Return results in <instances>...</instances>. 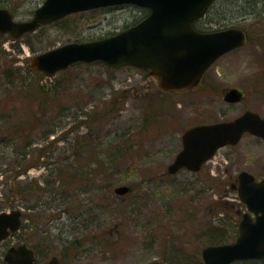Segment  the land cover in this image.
Instances as JSON below:
<instances>
[{
  "label": "rangeland",
  "instance_id": "374dc122",
  "mask_svg": "<svg viewBox=\"0 0 264 264\" xmlns=\"http://www.w3.org/2000/svg\"><path fill=\"white\" fill-rule=\"evenodd\" d=\"M43 1L13 0L10 9L24 21ZM252 5L260 10L264 1L217 0L197 23L241 26L248 42L185 92L163 91L149 70L134 66L79 64L52 77L31 67L38 53L134 24L144 14L135 5L72 13L20 39L0 36V211L23 212L20 229L0 240V264L8 247L22 243L35 250L34 264L53 255L61 264H201L214 232L223 231L226 243L237 238L248 210L238 174L264 177V139L245 134L200 172L170 174L167 166L187 128L246 109L264 115V14L251 13ZM38 84L49 88L41 112L31 95ZM233 87L244 99L225 100ZM123 184L133 191L117 195Z\"/></svg>",
  "mask_w": 264,
  "mask_h": 264
},
{
  "label": "water",
  "instance_id": "95a60500",
  "mask_svg": "<svg viewBox=\"0 0 264 264\" xmlns=\"http://www.w3.org/2000/svg\"><path fill=\"white\" fill-rule=\"evenodd\" d=\"M215 0H44L32 16L19 21L7 7H0V32L14 39L35 32L69 14L99 7L135 4L150 9L138 23L109 36L87 41H74L38 53L31 58V67L46 76L79 64H103L112 68L135 66L150 70L161 89L185 91L196 86L204 72L224 54L243 47L247 37L243 28L201 32L193 24L204 15ZM224 98L228 102L243 99V92L234 87ZM264 139V115L247 109L229 120L203 123L182 134V148L168 165L169 173L186 168L199 171L223 146L235 145L245 133ZM238 195L247 211L239 222V233L233 242L203 247L204 264H232L245 259H264V177L257 180L247 170L238 174ZM117 195H125L132 187H115ZM20 209L0 212V240L17 231L22 223ZM4 259L9 264H33L35 251L26 243L12 245ZM49 264H60L54 255ZM148 264H165L160 260Z\"/></svg>",
  "mask_w": 264,
  "mask_h": 264
},
{
  "label": "trees",
  "instance_id": "16d2710c",
  "mask_svg": "<svg viewBox=\"0 0 264 264\" xmlns=\"http://www.w3.org/2000/svg\"><path fill=\"white\" fill-rule=\"evenodd\" d=\"M262 1H264V0H262ZM216 2H217V0L210 6V8L207 10V12L205 13V15L201 18V19H206V16L208 15V14H211L212 13V10H213V8H214V5L216 4ZM0 6H2V7H8V8H11V7H14L13 6V0H0ZM255 6H251L248 10L251 12V13H253L254 15H261V14H264V8H262V9H260V10H257L256 8H254ZM142 8V7H141ZM142 10L144 11V14H143V16L139 19V20H141L142 18H144L147 14H148V12H149V10L147 9V8H142ZM234 13H235V11H234ZM201 19H199L198 21H197V23L201 20ZM139 20H137L136 22H138ZM207 21V20H206ZM135 22V23H136ZM218 26V25H217ZM212 28L213 27H216V26H211ZM219 28V27H218ZM0 36H2L3 37V39H4V35L3 34H1L0 33ZM33 51L35 52L36 50L35 49H33ZM64 71V70H63ZM208 78V73L203 77V79H202V81H201V86L206 82V79ZM37 90H36V88H35V90H33V92L31 93V95H33V96H35V102H37V105H38V109H37V111L38 112H41V110L43 111H45V107L47 106V103H48V98L47 97H45L44 95H43V93L45 94V91H46V89H48L49 90V88L46 86V85H44V84H38L37 86ZM46 95V94H45ZM43 114H45V112L43 113ZM53 131H50V132H48V134L49 133H52ZM47 134V135H48ZM27 143H29V142H27ZM88 143V142H87ZM30 144H31V142H30ZM84 146V145H83ZM82 149V151L84 152V150H83V148H82V144L81 145H79V150H81ZM87 151H90L89 149H86V152ZM110 177H112V174L111 175H109ZM15 192H17L16 190H15ZM26 189H22V188H20V194H23V195H26ZM210 236H212V240L210 241V243L209 244H220V243H224V242H226L225 241V234L223 233V231H220V232H214V234H212V235H210ZM243 261H245L246 263H251V264H264V260H257V259H246V260H243ZM3 264H8L7 262H5V261H3ZM201 264H204V263H201Z\"/></svg>",
  "mask_w": 264,
  "mask_h": 264
},
{
  "label": "flooded vegetation",
  "instance_id": "af4514ba",
  "mask_svg": "<svg viewBox=\"0 0 264 264\" xmlns=\"http://www.w3.org/2000/svg\"><path fill=\"white\" fill-rule=\"evenodd\" d=\"M204 26V28H201L200 27V25L199 24H195L194 25V28L196 29V30H198V31H210V30H212L211 28V26H208V25H203ZM214 28V27H213ZM185 169V168H184ZM184 169H180L178 172H180L181 170H184ZM203 169V166L201 167V169L199 170V171H197V172H200L201 170ZM185 170H187V169H185ZM60 264H61V258H60Z\"/></svg>",
  "mask_w": 264,
  "mask_h": 264
}]
</instances>
